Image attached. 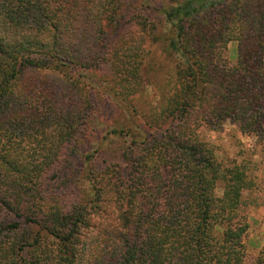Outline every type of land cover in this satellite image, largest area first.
Listing matches in <instances>:
<instances>
[{
    "label": "trees",
    "instance_id": "16d2710c",
    "mask_svg": "<svg viewBox=\"0 0 264 264\" xmlns=\"http://www.w3.org/2000/svg\"><path fill=\"white\" fill-rule=\"evenodd\" d=\"M157 42L171 78L148 82ZM110 103L127 121L90 154ZM227 124L264 137V0H0V264H264L249 174L200 133Z\"/></svg>",
    "mask_w": 264,
    "mask_h": 264
},
{
    "label": "rangeland",
    "instance_id": "374dc122",
    "mask_svg": "<svg viewBox=\"0 0 264 264\" xmlns=\"http://www.w3.org/2000/svg\"><path fill=\"white\" fill-rule=\"evenodd\" d=\"M154 1L155 0H136L137 3H150ZM162 1L167 2L168 0H156V3L158 4ZM133 43V40L129 41V47L133 45ZM226 55L232 60H236V41H231L229 43ZM169 59L170 57L162 43L157 42L151 44L150 50L146 52V61L151 62L153 66V72L150 73L149 79H147L148 82H151L153 74H156L161 82H165L171 78V60ZM77 69L82 70L81 67ZM112 74L113 73L105 75L103 73L95 74L91 72L90 76L91 78L101 77L110 84V82H114L115 79ZM93 90L94 98L97 99L98 102L108 93L104 87H94ZM137 96L141 106L140 112H147L151 101L153 105L155 104L153 101V99H155V90L151 85L148 87L147 96L141 94H137ZM156 98L158 99V96ZM109 100L113 102L114 99L110 97ZM120 107L123 109L122 104L118 106V103H110L109 110L107 109L106 112L97 119L96 126L98 127V133L93 132V134L88 135L78 146L81 145L84 151L94 154V150L98 147V143L109 130L108 126L110 122L105 123V121L109 118L118 123L127 121ZM200 133L211 142L222 163L226 165H233L234 163L240 164L246 168L249 174L251 187L246 189L243 193L239 215L244 216L243 221L248 225L244 242L248 251V259L251 260L255 258L264 247V137L257 139L253 136L244 135L231 124L225 125L224 129L218 132L208 130V127L200 128ZM221 190V188H218L219 193H221Z\"/></svg>",
    "mask_w": 264,
    "mask_h": 264
}]
</instances>
